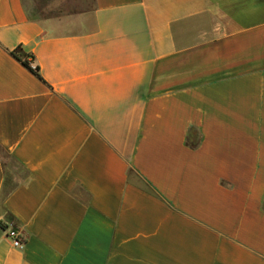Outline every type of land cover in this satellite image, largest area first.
<instances>
[{"label":"crops","instance_id":"0c3cea01","mask_svg":"<svg viewBox=\"0 0 264 264\" xmlns=\"http://www.w3.org/2000/svg\"><path fill=\"white\" fill-rule=\"evenodd\" d=\"M33 1L0 0V264H264V0Z\"/></svg>","mask_w":264,"mask_h":264},{"label":"trees","instance_id":"16d2710c","mask_svg":"<svg viewBox=\"0 0 264 264\" xmlns=\"http://www.w3.org/2000/svg\"><path fill=\"white\" fill-rule=\"evenodd\" d=\"M39 8L33 7L30 10V16L33 19H38L39 17ZM16 58H18L25 66H27L37 77H39L40 79H43V77L41 76L40 73V68L39 66L36 67H32L31 66V60H34V57L32 55H28L26 53H20L18 52V50H14L12 52Z\"/></svg>","mask_w":264,"mask_h":264},{"label":"built area","instance_id":"2783aa9c","mask_svg":"<svg viewBox=\"0 0 264 264\" xmlns=\"http://www.w3.org/2000/svg\"><path fill=\"white\" fill-rule=\"evenodd\" d=\"M31 66L32 67H36L37 66L35 64V61L34 60H31ZM9 237L12 239L13 244L16 247H23L24 246V244H25V238L22 237L21 233L16 228H11L9 230Z\"/></svg>","mask_w":264,"mask_h":264},{"label":"rangeland","instance_id":"374dc122","mask_svg":"<svg viewBox=\"0 0 264 264\" xmlns=\"http://www.w3.org/2000/svg\"><path fill=\"white\" fill-rule=\"evenodd\" d=\"M27 1H28V5L31 6V8L38 6L37 1H33V0H27Z\"/></svg>","mask_w":264,"mask_h":264}]
</instances>
